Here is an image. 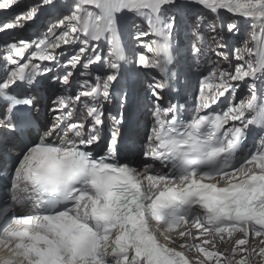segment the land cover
I'll list each match as a JSON object with an SVG mask.
<instances>
[{"label":"snow or ice","instance_id":"1","mask_svg":"<svg viewBox=\"0 0 264 264\" xmlns=\"http://www.w3.org/2000/svg\"><path fill=\"white\" fill-rule=\"evenodd\" d=\"M0 264H264V0H0Z\"/></svg>","mask_w":264,"mask_h":264},{"label":"rangeland","instance_id":"2","mask_svg":"<svg viewBox=\"0 0 264 264\" xmlns=\"http://www.w3.org/2000/svg\"><path fill=\"white\" fill-rule=\"evenodd\" d=\"M243 32H244V33H243V35H242L241 38H246V39H249V40H250V32H251V30L245 28ZM205 34H207V36H208V40H209V43H210V41L212 40V39H211V32L208 31V32H205ZM234 42H235V41H234ZM210 44H211V43H210Z\"/></svg>","mask_w":264,"mask_h":264},{"label":"bare ground","instance_id":"3","mask_svg":"<svg viewBox=\"0 0 264 264\" xmlns=\"http://www.w3.org/2000/svg\"><path fill=\"white\" fill-rule=\"evenodd\" d=\"M210 47H213V46H210ZM253 243H254V244H258V241H254Z\"/></svg>","mask_w":264,"mask_h":264}]
</instances>
